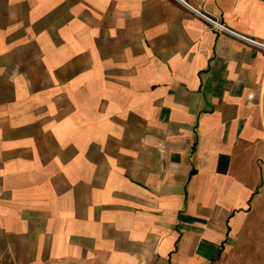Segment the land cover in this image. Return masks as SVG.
Segmentation results:
<instances>
[{"label": "crops", "instance_id": "0c3cea01", "mask_svg": "<svg viewBox=\"0 0 264 264\" xmlns=\"http://www.w3.org/2000/svg\"><path fill=\"white\" fill-rule=\"evenodd\" d=\"M264 44V0H184ZM0 264H264V48L179 0H0Z\"/></svg>", "mask_w": 264, "mask_h": 264}, {"label": "built area", "instance_id": "2783aa9c", "mask_svg": "<svg viewBox=\"0 0 264 264\" xmlns=\"http://www.w3.org/2000/svg\"><path fill=\"white\" fill-rule=\"evenodd\" d=\"M179 1L184 6H186L187 8H190L194 12V14H196L197 16H199L200 18L205 20L210 25L211 28L216 29L219 32H224V33L230 34L232 36H235L236 38H239V39L247 42L248 44H251V45H254V46H260V47L264 48V44L234 32L230 28H228V27L224 26L223 24L219 23L216 19L208 16L207 14H205V13H203V12L197 10V9H194L191 5L186 3L184 0H179Z\"/></svg>", "mask_w": 264, "mask_h": 264}]
</instances>
